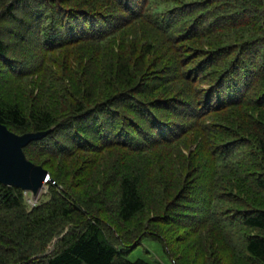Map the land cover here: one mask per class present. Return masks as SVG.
Instances as JSON below:
<instances>
[{
    "label": "trees",
    "instance_id": "1",
    "mask_svg": "<svg viewBox=\"0 0 264 264\" xmlns=\"http://www.w3.org/2000/svg\"><path fill=\"white\" fill-rule=\"evenodd\" d=\"M139 28L147 41L140 50ZM118 38L140 54L138 61L117 50ZM180 39L187 54L174 64L160 52ZM56 56L65 59L55 66L65 72L53 76L45 69L33 98L55 99L61 107L50 105L58 112L66 105L67 114L57 116L39 101H15L34 66ZM73 59L87 70L80 78ZM152 66L159 71L151 76ZM0 123L17 135L53 130L24 149L45 170L55 168L44 160L114 149L149 164L155 152L196 136L193 156H206L209 148L215 176L202 198L208 214L201 222L224 233L240 264H264V0H0ZM163 162L168 186L188 191L179 160ZM141 175L112 173L107 183L115 179L117 198L99 192L90 201L76 197L66 174L50 171V200L31 210L22 189L0 184V264H150L129 259L146 240L159 243L171 264H187L189 256L181 258L186 262L174 257L165 239L140 222L151 207ZM162 202L165 212L169 204ZM98 205L109 220L95 215ZM193 209L186 217L194 224L200 219Z\"/></svg>",
    "mask_w": 264,
    "mask_h": 264
},
{
    "label": "rangeland",
    "instance_id": "2",
    "mask_svg": "<svg viewBox=\"0 0 264 264\" xmlns=\"http://www.w3.org/2000/svg\"><path fill=\"white\" fill-rule=\"evenodd\" d=\"M138 39L140 40V42L137 49L140 50V47H144L147 43L146 40H142L141 29ZM118 40V43L120 44L117 45V50H120L121 47V49L127 51L128 54H130L129 57L132 58L130 59L132 61V64L138 61L140 54L138 55L136 53L135 55H133V53H131L133 48L130 45L125 46L122 38H118ZM182 42V39H180L176 41V43H168L166 52L163 54V51H161L160 53L164 56L169 55V59L175 61L174 64H178L180 63V60L187 54V52H182L181 50L183 49ZM193 42L194 43H191L192 46H195L197 48L202 47V45H198V43H196L197 41ZM177 46H179V49L177 48ZM63 57L65 58V56ZM114 58V55H112L110 58L109 56H107L105 59L106 61H104L103 63L107 64L108 62L113 61ZM28 60L29 58H26L24 62H28ZM160 61L161 60L155 61L156 64H154V66H157ZM58 62L65 63L66 61L65 59L61 58V56H56L53 62H47L45 66H34L30 78L25 80L23 84L24 94L20 95L18 98L16 97L15 101L23 105H27V102H29V106H33V103L36 105V101L39 100L33 98V96L37 95L40 91L37 86L38 79L41 78L44 70H51L49 71V73L53 74V76H58V73L63 74L65 72L64 66L59 69L55 67ZM72 62V69L80 72L77 78L82 77L86 73L85 71H87L84 70L85 65H82L78 59H73ZM106 66L110 67V63H108V65ZM154 66H152V68L147 71L146 74L149 73L152 76V74L158 73L159 70L157 71L153 69ZM165 69L166 71L169 70L168 68ZM110 76H112V74H110ZM9 78H11L10 75ZM7 90L8 87L4 85L1 86V91L3 92L2 94H5ZM186 90H188V88H186ZM31 94L32 96H27ZM7 100L9 102H12L10 97H8ZM63 100L66 101L65 99ZM53 102L56 103L57 100L54 99ZM53 102L49 99L48 101H46V103L39 101V104H41V106L46 109H49V107L52 108L57 116L67 114L65 113V110L67 108L66 105L61 111L58 112L55 106L50 105L54 104ZM57 104H59V102H57ZM59 106L61 107L60 104ZM208 120H210V118ZM240 123L242 125L244 124L243 118H240V122L238 120V125ZM194 138H192L188 142L186 141L185 145H183L182 147L180 146V148L171 147L155 152V154L152 155V159H150L151 163L149 164L143 163L141 162L142 160L137 158L133 159L126 157V153L121 149L106 150L99 153L97 157L78 153L74 158L69 160L63 161L59 159L49 160V162L44 160L43 162H47V168L53 169L54 167L56 171L61 172L62 177H64L65 174L68 176L67 178L63 179L69 184L70 182H72V184L74 185L73 190H75L74 192L76 193V197H88V200L90 201L93 198H96V195L99 192L105 193V195L107 194V196L112 199H114V197L117 198L118 186L114 184L115 179H109L107 183V180L112 173L116 174L126 172V174L133 175H140L142 173L140 177L144 186L143 193L148 196V204L151 207L146 216L139 217V220L140 222H146L147 226H150L157 234L165 239L166 244L168 245V248L171 254L174 255V257H178L179 259H181L186 255L189 256L187 264H209V262L210 264H240L237 260H235V256L233 255V251L236 250V248L231 244V242H229L227 237L225 238V236H223L224 233L211 222H201L203 221V219H206V215L208 214V204L206 202V204L202 202V198L203 200H205V193L207 191L209 193L212 191L211 187V191L209 190L208 184L211 183V179L214 180L215 176L211 174V172L214 170L213 164H211L209 158H207L208 155H210V158L212 157L209 148H205L208 153H206V156H204V151L199 154V159L206 162L205 169L200 168V160H196V158L193 156V152L197 150L198 145L194 143ZM177 150H179L184 155V157H186V159H184V157L180 159V152H177ZM170 156H172V159L174 160H179L178 165L184 171L183 175L187 179V181L185 182L188 183V185L190 184L188 191L185 190V187H182L181 189V186L176 184L168 186L169 182L167 181L166 177H168L169 174L165 169L163 161L164 159L170 158ZM92 160H95L97 164H93ZM95 165H97V167H95ZM99 167L100 169L95 171V169ZM55 170L47 171L50 174V171L53 172ZM196 171L199 172L195 174ZM70 174L71 176H69ZM52 183L53 181H51V183L45 184L37 197H35L31 192H25L26 204L29 210L40 206L41 204L46 203L50 200ZM224 183L226 187H228L229 191L237 192L233 183ZM215 187H217V185ZM184 191L186 194L184 193ZM178 194H185V197L183 198L184 200H181V202L178 201L176 204L172 205V201L175 202V198ZM157 197L159 198V200H161L159 203H157ZM163 200L166 203L168 202L169 206L167 207L165 212H160L161 210H163ZM97 207L98 208H94V212H96L95 215L103 220H109V217L104 212L102 213L103 209H101L99 205ZM189 207L194 208V214L198 216L200 222H196L193 224L190 219H187L186 216L191 214L188 213L190 211ZM104 209L106 210V208ZM145 248L150 249L152 251V255H145ZM139 258L148 261L150 264H171L170 257L166 253L162 252L161 245L149 240H146L143 247H140L139 252L133 254L129 259L132 261H136ZM181 260L186 262V260L184 259Z\"/></svg>",
    "mask_w": 264,
    "mask_h": 264
},
{
    "label": "water",
    "instance_id": "3",
    "mask_svg": "<svg viewBox=\"0 0 264 264\" xmlns=\"http://www.w3.org/2000/svg\"><path fill=\"white\" fill-rule=\"evenodd\" d=\"M52 131L17 135L0 123V184L31 192L35 197L39 195L52 180L47 170L28 160L24 149Z\"/></svg>",
    "mask_w": 264,
    "mask_h": 264
}]
</instances>
